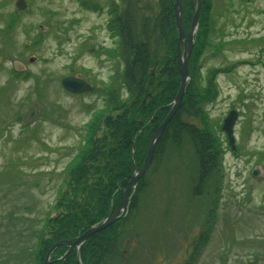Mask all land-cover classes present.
I'll use <instances>...</instances> for the list:
<instances>
[{"label": "rangeland", "instance_id": "obj_1", "mask_svg": "<svg viewBox=\"0 0 264 264\" xmlns=\"http://www.w3.org/2000/svg\"><path fill=\"white\" fill-rule=\"evenodd\" d=\"M15 1L0 0V171L6 166L7 174L0 172V182L11 183L0 212L32 203L38 215L58 197L64 169L85 142L86 128L106 112L109 102L118 103L124 63L119 58V24L113 20L125 11L126 2L24 0L26 8L18 12ZM158 1L138 0V5L143 11L148 6V15ZM196 1L181 0L186 41L185 26L189 19L191 26L193 14L185 10ZM212 5L217 10L214 31L207 37L220 47H206L195 74L206 81L214 70H222L214 78L218 94L206 106L222 141V169L196 196L192 148L184 146L178 156L168 145L162 163L154 160L146 171L137 210L129 209L119 226V258L108 264H264V40L257 41L264 36V0H213ZM239 40L245 42H235ZM155 48L152 44L151 50ZM157 55L159 60L167 56L163 50ZM161 67L149 70L156 81L166 74ZM70 75L94 91L66 93L60 81ZM199 84L203 88L206 83ZM120 93L125 96L126 91L121 88ZM33 107L37 116L23 127L22 119ZM231 110L238 113L236 152L221 131ZM105 117L99 116L102 129ZM189 118L182 116L187 122ZM22 176L26 181L19 187ZM209 228L208 239L201 242Z\"/></svg>", "mask_w": 264, "mask_h": 264}, {"label": "trees", "instance_id": "obj_2", "mask_svg": "<svg viewBox=\"0 0 264 264\" xmlns=\"http://www.w3.org/2000/svg\"><path fill=\"white\" fill-rule=\"evenodd\" d=\"M123 1L126 2L125 11L119 12L117 19L113 20L114 24H119V58L124 63L118 103L114 105L109 102L107 105L103 129L99 127V116L105 113L94 117L86 128L85 142L64 169L58 197L53 204L45 207L38 215L33 214L32 203L21 207L13 206L0 212V264H42L47 251L54 244L74 241L91 226L100 224L111 216L134 168L140 170L143 166L151 138L172 106L180 81L176 54L178 32L173 0H159L156 10L148 15L145 13L149 11V7L143 11L144 7L138 5V0ZM212 1L202 0L199 26L188 61L190 80L182 103L166 127L152 158L153 162L163 161L168 145L174 154L182 156L181 150L189 145L196 162V196L213 174L218 177L217 174L222 169L220 160L224 155L222 141L214 133L215 127L206 110V106L218 94L214 78L222 70H214L208 75L211 78L207 76L206 81L198 72L195 74L199 57L206 47L217 51L220 47L207 37L208 31H214L212 19L217 11L213 9ZM193 9L187 3L186 15L192 16ZM189 20L185 26L187 35L191 22ZM202 34L206 36L205 39ZM151 35H156V42H151ZM261 38L264 40L262 36L257 41L261 42ZM235 42L243 43L245 40ZM152 44L156 46L153 51ZM162 50L167 54L165 60H159L157 55ZM160 65L161 73L166 71V74L158 76L156 81L149 70L159 68ZM233 67L231 65L224 72ZM200 81L206 83L203 88ZM121 88L126 91L125 96L121 95ZM110 97L116 99L112 95ZM110 106L113 108L110 109ZM184 114L189 115L190 122L182 119ZM98 130L101 138L95 141ZM183 156L186 157V154ZM0 172L7 175L6 166ZM144 176L145 174L139 179L129 201V213L137 210V199L143 193ZM18 181L21 187L26 179L22 176L18 177ZM10 185L6 180L0 182V201H6ZM216 207L214 203L212 210ZM53 212L58 214L52 216ZM126 214L111 226L90 236L80 247L79 255L72 251L61 261L59 258L67 248L58 247L51 256L50 264H108L119 258V226L126 220ZM210 222L211 228L212 221ZM210 228L202 233L199 239L201 242L208 239Z\"/></svg>", "mask_w": 264, "mask_h": 264}, {"label": "water", "instance_id": "obj_3", "mask_svg": "<svg viewBox=\"0 0 264 264\" xmlns=\"http://www.w3.org/2000/svg\"><path fill=\"white\" fill-rule=\"evenodd\" d=\"M200 3H201V0L196 1L194 11H193L192 24L190 26V32L188 35V41H186L185 35L182 30V26H181V14H182L181 0H174L173 2L174 17H175L176 28L178 32L177 58H178V65H179V71H180L179 89H178L177 95L172 103V106L169 112L167 113L163 122L155 130L151 138L143 166L141 167L139 171L137 170L134 171L131 179L128 182L127 187L122 193L118 206L115 208L111 216L103 220L100 224L91 226L87 231H85L81 236H79L74 241H61V242L54 244L46 253L42 264H50L51 255L58 247L68 248L64 256L61 258V260H64L74 250H76L78 254L80 247L86 242V240L90 236H92L95 233L100 232L103 229H106L107 227L111 226L113 223L117 222L118 220L124 217L127 211V208H128V203L132 197V194L134 192L135 187L137 186L139 179L148 170L152 162L153 154H154L157 144L159 143L162 135L164 134L166 127L171 122L177 109L180 107L182 103V100H183V97L186 91V87H187V82L189 80L188 61L190 59L191 52H192L193 37L198 27ZM15 6L18 11H23L26 8V3L24 0H17L15 3ZM182 45H184V48H183V51L181 52ZM61 85L64 90H66L67 92L71 94L89 93L93 90L92 87L89 84H87L85 81L79 78H75V77L64 78L61 82ZM36 116H37V107H33L24 115L22 119V124L23 125L31 124L35 120ZM237 118H238L237 112L235 110H231L226 116V118L224 119L223 124H222V131L226 134L228 144L233 152L236 150L235 149V139H234V126L237 121ZM252 175L256 176L257 172L254 171Z\"/></svg>", "mask_w": 264, "mask_h": 264}, {"label": "flooded vegetation", "instance_id": "obj_4", "mask_svg": "<svg viewBox=\"0 0 264 264\" xmlns=\"http://www.w3.org/2000/svg\"><path fill=\"white\" fill-rule=\"evenodd\" d=\"M0 37L2 38V40L4 39V36H3L2 32H0ZM70 76H72V75H70ZM93 89H94V87H93ZM143 103H145V102L143 101ZM105 114H106V112H105ZM104 122H105V118L103 119V124L102 125H105ZM102 134L104 135L105 132H102ZM100 138H101V136H100ZM98 139L95 138V141L98 140ZM97 147H100V146L98 145Z\"/></svg>", "mask_w": 264, "mask_h": 264}]
</instances>
